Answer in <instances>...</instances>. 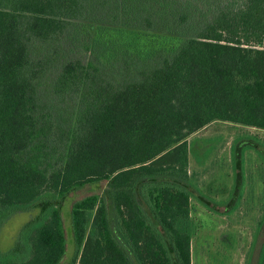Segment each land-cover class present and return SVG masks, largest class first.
Masks as SVG:
<instances>
[{
	"label": "trees",
	"instance_id": "16d2710c",
	"mask_svg": "<svg viewBox=\"0 0 264 264\" xmlns=\"http://www.w3.org/2000/svg\"><path fill=\"white\" fill-rule=\"evenodd\" d=\"M185 3L0 0V226L41 209L0 264L62 261L61 206L84 186L65 264H191L190 198L212 201L190 178L187 137L213 120L264 129V0ZM100 11L104 25L83 23ZM67 40L86 58L60 61L48 85L34 45ZM239 139L230 208L243 182ZM260 236L254 264H264V210L250 255Z\"/></svg>",
	"mask_w": 264,
	"mask_h": 264
},
{
	"label": "rangeland",
	"instance_id": "374dc122",
	"mask_svg": "<svg viewBox=\"0 0 264 264\" xmlns=\"http://www.w3.org/2000/svg\"><path fill=\"white\" fill-rule=\"evenodd\" d=\"M166 1L173 5L186 2L202 11L208 8L213 10L219 2L226 0ZM95 14H91V17L95 16V20L87 19L83 23L92 22L104 25L103 20L108 16L102 11L95 12ZM196 16H199V13ZM196 16L190 23L193 29L199 20ZM33 49L34 58L47 64L45 80L48 85L52 83L60 61L66 58H86L87 54L84 49L76 47L68 40L61 44L37 42ZM101 76L104 74L101 73ZM51 93V90L46 92L47 96ZM47 96L44 95L43 99L45 100ZM67 97H64V104L68 103ZM59 100L56 98L54 102L58 103ZM239 138H245L243 140L245 142L243 182L240 198L235 200L234 206L230 208L225 204V200L231 195L235 180L232 144L238 139L236 142L240 145L242 141ZM257 138L264 141V129L222 120H213L187 137L190 178L198 189L212 201V205L206 206L198 199L190 198L191 264L255 263L262 236L260 240H257L251 255L249 252L254 232L264 210V159L260 152L251 147L252 144L258 142ZM104 183L105 181H101V185ZM92 187L95 186L91 185ZM89 191V186H84L79 192L69 194L62 203L66 251L63 260L57 264H65L74 252V240L70 233L71 202L73 198L81 197ZM40 214V208L15 211L10 214L0 226V250L13 247L25 223L34 218H41ZM18 253V257L24 258L27 250L22 248Z\"/></svg>",
	"mask_w": 264,
	"mask_h": 264
}]
</instances>
